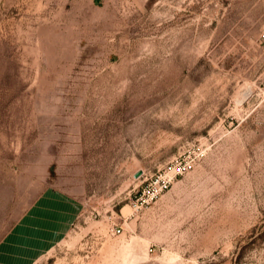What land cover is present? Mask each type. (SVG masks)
<instances>
[{
  "label": "rangeland",
  "instance_id": "obj_1",
  "mask_svg": "<svg viewBox=\"0 0 264 264\" xmlns=\"http://www.w3.org/2000/svg\"><path fill=\"white\" fill-rule=\"evenodd\" d=\"M49 189L30 264H264V0H0V244Z\"/></svg>",
  "mask_w": 264,
  "mask_h": 264
},
{
  "label": "crops",
  "instance_id": "obj_2",
  "mask_svg": "<svg viewBox=\"0 0 264 264\" xmlns=\"http://www.w3.org/2000/svg\"><path fill=\"white\" fill-rule=\"evenodd\" d=\"M59 192L53 189L46 191L4 238L0 244V264L32 263L68 225L73 209L77 208L76 216L64 234V237L66 236L80 213L81 205ZM58 241L60 240L55 244Z\"/></svg>",
  "mask_w": 264,
  "mask_h": 264
},
{
  "label": "built area",
  "instance_id": "obj_3",
  "mask_svg": "<svg viewBox=\"0 0 264 264\" xmlns=\"http://www.w3.org/2000/svg\"><path fill=\"white\" fill-rule=\"evenodd\" d=\"M177 174L178 171L175 168L157 174L152 181L153 187L143 190L142 192L141 190L139 191V195L135 202V208L140 209L146 203L156 202L161 194L171 186ZM115 230L116 233L122 232V227L118 226Z\"/></svg>",
  "mask_w": 264,
  "mask_h": 264
},
{
  "label": "water",
  "instance_id": "obj_4",
  "mask_svg": "<svg viewBox=\"0 0 264 264\" xmlns=\"http://www.w3.org/2000/svg\"><path fill=\"white\" fill-rule=\"evenodd\" d=\"M140 173L137 174V176L139 175Z\"/></svg>",
  "mask_w": 264,
  "mask_h": 264
}]
</instances>
